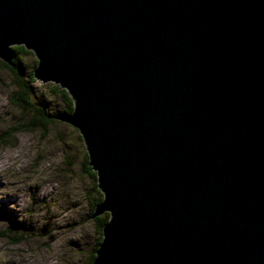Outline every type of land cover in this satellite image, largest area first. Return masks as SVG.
Masks as SVG:
<instances>
[{
    "label": "water",
    "instance_id": "1",
    "mask_svg": "<svg viewBox=\"0 0 264 264\" xmlns=\"http://www.w3.org/2000/svg\"><path fill=\"white\" fill-rule=\"evenodd\" d=\"M14 46L74 102L91 264H264V0H0Z\"/></svg>",
    "mask_w": 264,
    "mask_h": 264
},
{
    "label": "rangeland",
    "instance_id": "2",
    "mask_svg": "<svg viewBox=\"0 0 264 264\" xmlns=\"http://www.w3.org/2000/svg\"><path fill=\"white\" fill-rule=\"evenodd\" d=\"M27 51L19 56L29 77L38 59ZM1 62L0 264H86L100 237L92 203L103 194L97 177L87 174L85 143L76 128L58 120L22 129L32 115L11 102L15 79ZM53 86L59 85L36 80L31 97L42 99L49 115L66 107Z\"/></svg>",
    "mask_w": 264,
    "mask_h": 264
},
{
    "label": "trees",
    "instance_id": "3",
    "mask_svg": "<svg viewBox=\"0 0 264 264\" xmlns=\"http://www.w3.org/2000/svg\"><path fill=\"white\" fill-rule=\"evenodd\" d=\"M13 50L15 52V59H14V66H8L3 61L1 64L11 70L13 73L14 79H15V85H16V92L13 94L11 98V102L14 106L22 109L23 111L31 112V118L24 123L21 127L25 130H34L39 127H46L47 125L54 123L55 115H49L47 104L42 101V99H38L37 102H32L31 97L34 94L33 91V84L36 82L33 72L30 73L29 77H26L24 69H23V63L22 59L20 58L19 54L24 52L27 53L28 51L25 49L24 46H14ZM29 53V52H28ZM53 91L57 93V95L63 96V98L66 101V107L64 109V113H71L74 108V102L68 92L65 89L59 88V86H53ZM86 159V171L87 174L93 178L96 179V172L93 171V169L89 166L88 162V154L85 155ZM95 187H97L95 185ZM102 201V199H98L96 202L92 203L93 212L96 208V206ZM93 214V213H92ZM110 215L108 213H105L102 216L96 217L94 221L97 223L98 232L100 234L99 240L94 248V250L91 252L90 259L86 264H91L95 258V251L99 247L101 241H102V229L103 226L107 223L109 220Z\"/></svg>",
    "mask_w": 264,
    "mask_h": 264
}]
</instances>
